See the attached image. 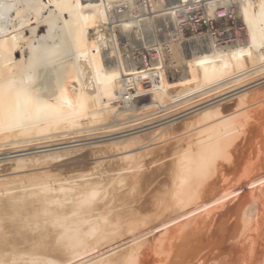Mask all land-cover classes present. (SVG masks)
Instances as JSON below:
<instances>
[{"label": "bare ground", "instance_id": "bare-ground-1", "mask_svg": "<svg viewBox=\"0 0 264 264\" xmlns=\"http://www.w3.org/2000/svg\"><path fill=\"white\" fill-rule=\"evenodd\" d=\"M262 4L0 0V83L49 105L0 121V264H264Z\"/></svg>", "mask_w": 264, "mask_h": 264}, {"label": "snow or ice", "instance_id": "snow-or-ice-1", "mask_svg": "<svg viewBox=\"0 0 264 264\" xmlns=\"http://www.w3.org/2000/svg\"><path fill=\"white\" fill-rule=\"evenodd\" d=\"M261 7L264 9V4ZM261 22H264V17ZM32 80L33 77L26 74L22 79H8L0 83V121L13 119L22 122L31 119L34 114H47L49 105L32 90ZM125 264H135V260L129 257Z\"/></svg>", "mask_w": 264, "mask_h": 264}, {"label": "rangeland", "instance_id": "rangeland-1", "mask_svg": "<svg viewBox=\"0 0 264 264\" xmlns=\"http://www.w3.org/2000/svg\"><path fill=\"white\" fill-rule=\"evenodd\" d=\"M194 11H192L190 14L192 15V13H193ZM189 14V16H191ZM191 18V17H190ZM183 23H185V22H183ZM182 23V24H183ZM188 23V22H187ZM149 28V29H148ZM147 29H148V33L146 34V35H150L149 37L147 36V37H145V41L148 43V41H151V38L153 39V36L151 37V35H152V31H153V29L152 28H150V27H147ZM149 31H150V33H149ZM42 33V32H41ZM119 37H120V39H119ZM122 37V35H119L118 36V40H119V42H121V43H123L124 41H123V39L121 38ZM147 38H149V39H147ZM115 43H116V39H115V37L112 35V37H109L108 38V40H107V42H106V45L105 46H107V49H108V51H112V52H114L111 56L112 57H109V58H107L108 60H104V62H105V65L107 66V64L109 65V64H111L112 62H114V61H119L120 59H122L124 62H126V66H127V64L129 63V62H131L133 59H135L136 58V52H135V50H133V49H131V48H137L136 46L135 47H132V46H130L131 48H128V50H124V51H122V53H121V55H119V53L116 51V46H115ZM114 47V48H113ZM110 48V49H109ZM145 54H147L148 55V51L147 52H145ZM113 58H114V60H113ZM115 63V62H114ZM264 74H262L261 76H263ZM260 76V77H261ZM257 78V77H256ZM259 78V77H258ZM251 80H254V78L253 79H251ZM251 80H249V81H251ZM262 81V80H261ZM255 83H252V84H249V85H247V86H250L251 88H254L253 86H256V85H254ZM253 85V86H252ZM246 87V86H245ZM250 88V89H251ZM243 88H241L240 90H242ZM227 90H232V88H230V89H227ZM227 90H225V92H227ZM236 91H238V90H235V91H231V92H229V93H225L224 94V96H222V97H225V95L226 96H228V95H230V94H232V93H234V92H236ZM221 97V98H222ZM159 114V113H158ZM157 113L156 114H153V115H150V117H152V116H156V115H158ZM172 114V113H171ZM182 114V113H181ZM181 114H179V115H181ZM169 115H170V113H169ZM179 115H177V116H179ZM176 116V117H177ZM149 117V116H148ZM148 117H145V118H148ZM149 117V118H150ZM158 120V119H157ZM154 121H156V119L155 120H151V122H154ZM150 122V121H149ZM149 122H147V123H149ZM151 126H153V123H152V125H150V126H146V127H151ZM146 127H144V128H142V129H145ZM135 131H138V130H135ZM127 133H129V132H127ZM85 134V133H84ZM124 134H126V132H124L123 134L122 133H116L115 135L113 134V135H108V134H106L107 135V137H106V135L103 133H97L96 135H93V134H91V136H89V135H83L82 134V136H83V140L84 139H86V140H84V142H86V143H88V142H95V141H100V140H109V139H111V138H116V137H118V136H120V135H124ZM263 135H264V133H262ZM102 135V136H101ZM105 137H104V136ZM81 136V135H80ZM80 136H78V137H76V138H73V139H77L78 140V142H76L75 144H82V143H84L83 142V140H82V142L81 141H79V140H81L82 139V136L80 137ZM86 136H88V137H86ZM111 137V138H110ZM104 138V139H103ZM108 138V139H107ZM88 139V140H87ZM254 141V140H253ZM263 143H264V141H263ZM262 142H261V146H263L262 144H263ZM72 144V143H71ZM70 145V144H69ZM62 146H64V145H62ZM58 147V146H57ZM264 147V146H263ZM4 156V155H3ZM2 156V157H3ZM0 157H1V155H0ZM5 157V156H4ZM262 226H263V228H264V221H263V223H262ZM236 235V234H235ZM264 238V237H263ZM263 238H261V239H263ZM237 239V240H236ZM239 242V238L237 237L236 238V236H235V238L234 239H230V240H228V245L229 244H232V245H234V243H232V242ZM229 241H230V243H229ZM232 241V242H231ZM260 244H262L261 242H260ZM227 244H226V246H228ZM260 246V245H259ZM262 247H263V245H261ZM261 247V248H262ZM260 248V247H259ZM259 249V251L260 252H262L263 250L262 249ZM224 249V248H223ZM236 249V248H235ZM234 249V250H235ZM264 249V248H263ZM208 251V256H207V254H203V256H201V254L203 253V252H206V251ZM205 250H202L201 252H200V254H199V257L201 258V259H198V257H197V260H199L198 261V263H197V260H196V258H195V260L194 261H196L195 263L196 264H219V263H221V264H225L226 263V261H228L227 259L228 258H230L229 257V255L228 254H225V252H223L224 254H221L222 252H221V250L222 249H218V250H213V248H211V249H205ZM209 250L210 251H212V254H211V252H209ZM223 251V250H222ZM217 252H219L221 255H222V257H221V255L219 254V253H217ZM237 252H238V250H237ZM236 252V253H237ZM207 253V252H206ZM214 253H215V255H214ZM217 253V254H216ZM240 253V252H239ZM264 252H262L261 254H263ZM235 254V252L232 254V255H234ZM212 255V256H211ZM223 255H224V257H225V255H226V258H224L223 257ZM209 257L208 259H207V257ZM215 256V257H214ZM204 257H206V258H204ZM228 257V258H227ZM214 258H216V259H214ZM221 259V260H220ZM224 259V260H223ZM226 259V260H225ZM208 260V261H207ZM194 261L192 260L191 262H190V264H193L194 263ZM200 261H201V263H200ZM207 261V262H206ZM222 261V262H221ZM224 261V262H223ZM219 262V263H218ZM189 264V263H188Z\"/></svg>", "mask_w": 264, "mask_h": 264}, {"label": "built area", "instance_id": "built-area-1", "mask_svg": "<svg viewBox=\"0 0 264 264\" xmlns=\"http://www.w3.org/2000/svg\"><path fill=\"white\" fill-rule=\"evenodd\" d=\"M201 10H199V11H197V12H193V14L191 15V16H189L188 18H189V20H190V22H192L193 24H195L196 25V30L197 29H199L200 27H201V23H202V21H201V18H202V15H201ZM219 14H223V12L221 11V12H218ZM191 17V18H190ZM186 23V22H185ZM203 24L205 25V23H204V21H203ZM242 27L241 26H238V29L236 30L237 32H236V34H240V29H241ZM200 31V30H199ZM157 52L156 51H152L151 52V56H153V57H157Z\"/></svg>", "mask_w": 264, "mask_h": 264}]
</instances>
